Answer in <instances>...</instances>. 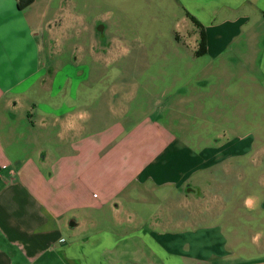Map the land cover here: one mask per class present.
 Instances as JSON below:
<instances>
[{
	"label": "crops",
	"instance_id": "crops-1",
	"mask_svg": "<svg viewBox=\"0 0 264 264\" xmlns=\"http://www.w3.org/2000/svg\"><path fill=\"white\" fill-rule=\"evenodd\" d=\"M170 1L205 35L201 70L175 73L143 112L119 96L85 121L59 113L43 73L55 16L75 0H0V264H248L220 223L163 228L140 205L165 203L207 157L168 115L206 89L264 94V0Z\"/></svg>",
	"mask_w": 264,
	"mask_h": 264
},
{
	"label": "rangeland",
	"instance_id": "rangeland-1",
	"mask_svg": "<svg viewBox=\"0 0 264 264\" xmlns=\"http://www.w3.org/2000/svg\"><path fill=\"white\" fill-rule=\"evenodd\" d=\"M171 7L170 0L62 4L55 16L59 38L49 53L55 66L46 58L43 69L58 93L59 113L83 119L78 113L84 112L87 121L119 96L143 112L175 73L184 80L200 71L204 33ZM175 60L188 64L179 70L165 65ZM233 86L206 89L188 108L168 115L178 135L207 157L194 180L179 191L162 189L166 202L142 203L141 215L168 229L220 223L238 262L264 264V94L250 84L253 98L246 101L243 87L232 93Z\"/></svg>",
	"mask_w": 264,
	"mask_h": 264
},
{
	"label": "trees",
	"instance_id": "trees-1",
	"mask_svg": "<svg viewBox=\"0 0 264 264\" xmlns=\"http://www.w3.org/2000/svg\"><path fill=\"white\" fill-rule=\"evenodd\" d=\"M30 0H25V1H21L18 3V6L19 7H24L27 3H29ZM201 47H202V52L201 53H204L205 51V35L203 34L202 36V41H201Z\"/></svg>",
	"mask_w": 264,
	"mask_h": 264
}]
</instances>
